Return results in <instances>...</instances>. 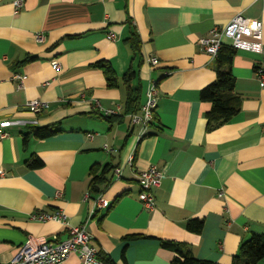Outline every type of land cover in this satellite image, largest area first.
Wrapping results in <instances>:
<instances>
[{
	"label": "crops",
	"instance_id": "obj_1",
	"mask_svg": "<svg viewBox=\"0 0 264 264\" xmlns=\"http://www.w3.org/2000/svg\"><path fill=\"white\" fill-rule=\"evenodd\" d=\"M16 1L0 0V132L7 134L0 139V264H10L28 239L64 240L81 225L113 264H171L174 253L160 240L187 245L198 260L231 264L241 242L264 236V89L255 74L264 66V0ZM238 14L262 23V53L236 52L230 71L240 111L207 132L210 104L200 91L216 74L214 58L197 42ZM128 20L141 42V106L151 83L157 91L153 122L140 140L123 115L125 88L108 89L91 66L105 60L123 77L130 65ZM150 57L157 66L146 62ZM27 58L34 59L18 65ZM16 76L24 77L20 88ZM32 101L44 107L30 113ZM95 102L118 121L109 124ZM52 124L59 134L23 146L28 125ZM31 155L41 168L26 167ZM93 165L112 168L99 195L105 209L85 199ZM150 166L163 177L147 212L137 199V175ZM56 211L68 226L30 219ZM191 219L203 221L199 234L186 230ZM62 264L81 262L72 255Z\"/></svg>",
	"mask_w": 264,
	"mask_h": 264
},
{
	"label": "built area",
	"instance_id": "obj_2",
	"mask_svg": "<svg viewBox=\"0 0 264 264\" xmlns=\"http://www.w3.org/2000/svg\"><path fill=\"white\" fill-rule=\"evenodd\" d=\"M20 4V0L15 2V6ZM262 28L261 22L251 21L238 14L222 28L215 27L209 32L208 37L201 38L197 42L198 49L210 58H215L223 45L232 47L236 52L246 51L261 54ZM38 39L40 40L41 37L39 36ZM109 39L113 41L115 39L114 35L109 34ZM146 62L152 67L158 64L156 58L153 57L148 58ZM51 66L54 70L58 69L56 61H52ZM255 74L260 89H264V66L257 67ZM15 79L19 83V88L22 87L24 77L16 76ZM156 101V86L151 83L145 90V101L140 108V112L129 116L131 124L138 128V140L146 135L148 127L153 122ZM43 107L44 105L39 101H32L26 104L28 111L33 114L39 112ZM93 108L102 111L104 116L113 114L110 110H102L97 102H95ZM6 137V133L0 132V139ZM104 148L107 149V152H113L106 146ZM127 163L131 166L132 157L129 158ZM121 171L122 168L114 170L116 179L120 178ZM162 177V172L155 166H150L147 170L137 175V183L139 185L137 199L147 212H151L155 208L154 191L159 188ZM219 196H222V194H219ZM85 199H88V194ZM107 206L108 202L100 196L93 200V208L95 210L105 209ZM30 219L36 222L53 221L62 226H68L67 216L61 211L51 214L34 213L30 215ZM72 255H75L81 264H104L100 258L101 251L93 245L92 237L83 225L70 227L67 238L64 240H57L56 237H53L51 241L38 243L33 242L31 239L26 240L10 264H62Z\"/></svg>",
	"mask_w": 264,
	"mask_h": 264
},
{
	"label": "trees",
	"instance_id": "obj_3",
	"mask_svg": "<svg viewBox=\"0 0 264 264\" xmlns=\"http://www.w3.org/2000/svg\"><path fill=\"white\" fill-rule=\"evenodd\" d=\"M129 36L125 43L130 53V65L121 79H118L110 65L105 60L93 63L91 66L101 71L106 87L116 89L120 85L125 88V101L123 104V115L130 116L138 114L141 108V84L138 78V71L142 65L140 56L141 42L131 22L128 20ZM54 44L51 48H53ZM236 54V50L228 45H223L214 58L215 79L208 86L200 91V100L210 104V110L205 114L206 131L220 127L228 123L239 111L241 99L235 93V80L231 74V61ZM34 58H27L18 65H23ZM109 123L118 121L115 116H103ZM60 133L59 125L52 124L45 127L28 125L23 134V146L26 147L29 139L45 140ZM28 169L35 170L43 166L41 160L31 155L25 162ZM111 169L109 166L93 165L87 174L88 198L95 200L109 185L111 180L107 177ZM185 228L188 232L199 234L203 228V221L200 219L189 220ZM140 237L129 236L127 239L135 240ZM160 247L174 253L171 264H217L209 261L196 259L187 245L170 241L160 240ZM101 260L104 264H113L110 259L101 253ZM264 259V236L252 235L249 239L241 242L238 251L233 256L231 264H257Z\"/></svg>",
	"mask_w": 264,
	"mask_h": 264
}]
</instances>
